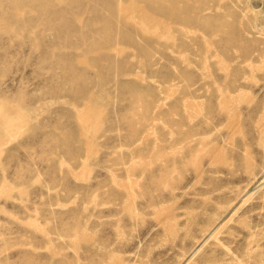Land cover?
Segmentation results:
<instances>
[{
	"label": "rangeland",
	"instance_id": "obj_1",
	"mask_svg": "<svg viewBox=\"0 0 264 264\" xmlns=\"http://www.w3.org/2000/svg\"><path fill=\"white\" fill-rule=\"evenodd\" d=\"M263 36L264 0H0V264H264Z\"/></svg>",
	"mask_w": 264,
	"mask_h": 264
},
{
	"label": "bare ground",
	"instance_id": "obj_2",
	"mask_svg": "<svg viewBox=\"0 0 264 264\" xmlns=\"http://www.w3.org/2000/svg\"><path fill=\"white\" fill-rule=\"evenodd\" d=\"M236 1V0H235ZM238 1V0H237ZM249 3V2H248ZM255 10V9H254ZM148 26V25H147ZM154 26V25H153ZM253 29V28H252ZM253 30H255V29H253ZM264 37V36H263ZM246 62H253V60H252V58H250V59H247L246 60ZM245 77V76H244ZM1 132V131H0ZM0 138H1V133H0ZM1 140V139H0ZM4 140H5V138H4ZM7 140V139H6ZM212 232V231H211ZM214 232V231H213ZM217 233V232H216ZM211 234V233H210ZM210 236V235H209ZM229 254H231V253H229ZM243 264V263H242Z\"/></svg>",
	"mask_w": 264,
	"mask_h": 264
}]
</instances>
